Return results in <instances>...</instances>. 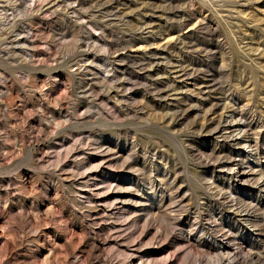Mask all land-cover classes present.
<instances>
[{"label":"rangeland","instance_id":"1","mask_svg":"<svg viewBox=\"0 0 264 264\" xmlns=\"http://www.w3.org/2000/svg\"><path fill=\"white\" fill-rule=\"evenodd\" d=\"M0 264H264V0H0Z\"/></svg>","mask_w":264,"mask_h":264}]
</instances>
